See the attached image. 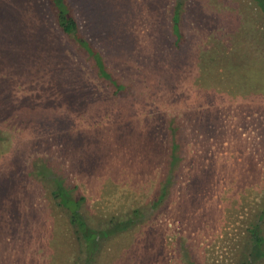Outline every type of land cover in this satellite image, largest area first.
Wrapping results in <instances>:
<instances>
[{"label": "rangeland", "instance_id": "1", "mask_svg": "<svg viewBox=\"0 0 264 264\" xmlns=\"http://www.w3.org/2000/svg\"><path fill=\"white\" fill-rule=\"evenodd\" d=\"M70 1L122 84L56 41L47 0H0V264H81L54 176L92 227L146 216L92 264L239 262L264 200V4L178 0L173 22L176 0Z\"/></svg>", "mask_w": 264, "mask_h": 264}, {"label": "trees", "instance_id": "2", "mask_svg": "<svg viewBox=\"0 0 264 264\" xmlns=\"http://www.w3.org/2000/svg\"><path fill=\"white\" fill-rule=\"evenodd\" d=\"M47 2L49 3H47L49 7L47 10L49 13L48 20L50 23L49 31L51 35L57 38L56 41H59V43L61 44H65L66 40L70 39L71 41L67 42H70L73 50L89 51L91 49V45L79 31L78 22L73 13L72 2L70 0H47ZM257 2L261 5L264 4V0H257ZM178 6L179 1L176 0L172 8L173 22H175L174 20H176L178 16ZM261 8L264 12V7ZM173 25H175V23H173ZM85 45L88 47H85ZM90 53L94 54V56L96 57L93 59V61L95 60L94 65L97 64L99 67V69L95 67V73L97 74V77L100 78L101 76L104 85L108 86L112 82L114 84L112 95L113 97L116 96L117 93L115 92H117V88L115 89V85H117V83L122 84V82L118 81V79L114 75H111V70H109V73L106 68H103V64H105V62L103 59H99L94 50L91 49ZM100 58H102V55L100 56ZM88 61V64L90 66H93L90 58L88 59ZM170 145V151L173 153L172 159L177 158V154L180 158L181 154L177 142L172 139ZM172 170L173 168L168 165L166 171L164 172V183L162 184V187L166 186L167 179L169 180V178L171 177ZM51 180L54 182V184L50 187L49 193L54 202L59 207L63 208L64 212H66V216L71 226L72 233L74 234L75 239L78 242L79 252H83L81 264H92V254L96 248L95 245L97 244L99 237L113 234L118 230L127 228L134 222L142 219V217L144 216L142 211L140 212V215L139 211H137L138 209L135 208L132 210V214L128 216L117 220L110 219V222L105 227H92L87 223L80 210L81 201L83 199L82 194L75 193L73 191L74 186H67V184L63 183L62 178L54 176ZM162 189L163 192H165L164 188ZM263 215L264 200L262 206L257 211L255 220L253 218V220L249 222L250 224L247 227V235L242 244V247L246 251V255L245 257L240 259L239 262H235L233 264H252L253 259L264 255V235L262 233L264 226L263 221H261Z\"/></svg>", "mask_w": 264, "mask_h": 264}]
</instances>
